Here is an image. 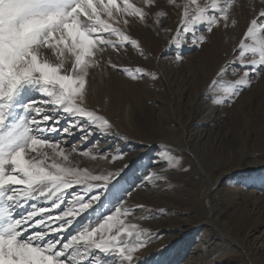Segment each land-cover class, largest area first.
Listing matches in <instances>:
<instances>
[{
  "label": "rangeland",
  "instance_id": "374dc122",
  "mask_svg": "<svg viewBox=\"0 0 264 264\" xmlns=\"http://www.w3.org/2000/svg\"><path fill=\"white\" fill-rule=\"evenodd\" d=\"M187 2L188 0H175V4H169L168 0H156L159 7L151 11L147 24L138 18L128 17L130 23L124 30L141 44L144 56L131 46H126L119 54L108 48L99 65L89 68L86 84L87 106L98 110L111 121L114 125L112 134L102 135L97 132L91 135L87 142H84L79 131H74L73 135L62 131L45 134V138L59 142L68 157V160L64 161L50 148H39V153H47L46 164L55 162L87 170L90 175L119 172L109 184L108 190L103 192L101 200L94 203L93 209L78 216L73 226L69 227V233L62 235V238H70L82 226L96 227L97 221L103 223L102 217L113 213L115 207L119 206V201L130 209H134L138 204L144 205L143 210L136 211L159 221L160 228L154 222L145 225L144 228L151 229V239L135 254V259H140L135 261V264H151L150 260L158 262L161 254L170 246L171 242L168 240L176 237L181 239L185 235H188L187 238L177 244L178 247L170 249L168 264H264V170L261 174L236 173L223 180L217 188L222 191L228 188L223 199L219 193L212 190L218 184L217 177L221 172L232 170L236 165L243 169L253 161L264 160V69L251 77V86L243 89L238 97L229 99L224 91L243 75L242 72L230 74L239 68L238 64L228 66L234 55L238 54L239 44L244 38L249 22L258 16L259 11L264 8V3L261 0H231L229 16L230 21H237L234 27L230 24L224 28L221 24L220 27L214 28L212 33H207L204 31V25H200V34L208 37L206 42L194 46L190 39H181V46L177 48L170 42L177 35L176 29L180 25L183 5ZM198 2L203 5L210 3V0ZM129 3L148 10L143 0H129ZM161 10L166 15L160 19L158 25L154 24L155 12ZM261 27H264V20L258 23V32ZM245 42L251 43L252 40ZM177 55H181L183 59L177 61ZM109 59L117 64L118 68H112L107 62ZM71 65L72 58H69L65 67L70 68ZM125 67L149 70L155 73L156 79L145 76L143 79L132 80L119 70ZM222 67H228L229 74L217 78V72ZM213 81L218 82L214 85ZM204 86L207 87L199 91ZM29 98L37 102L46 99L41 96L25 99ZM216 99H222L223 103H216ZM192 102L198 107L193 114ZM135 110L137 114L131 115ZM123 111L128 112V120ZM69 119L62 117L58 127L63 129L68 126ZM193 119L195 122H201V125L196 122L191 126ZM208 121L210 124L207 126ZM182 122L187 132L183 135L180 130ZM201 128L207 129L209 138L205 144L199 142L193 145L198 140L197 132ZM181 135L184 137L183 141ZM188 136H191L190 139H187ZM129 137L144 143L154 139L155 153L149 156L145 154L142 158L130 157L136 145L128 146ZM186 140H191L190 145L196 148L180 147ZM159 143L161 146L158 147ZM171 148L173 150H170ZM85 152L88 154L85 155ZM167 153L180 158L179 166L169 167L167 162L161 159V156ZM113 156L117 158L112 159ZM151 156L154 159H149ZM33 157L36 160L43 159L38 153L29 152L26 155V159ZM188 157H192L196 162L198 175L187 166L191 161ZM129 158L133 163L126 165ZM153 160L157 164L155 168H167V180L148 182L145 180L148 174H145L142 176L144 178L135 184V172H152L150 165ZM258 176L261 177L260 180L256 179ZM124 177L130 180L125 182ZM140 189H143L145 194L140 192ZM128 190L131 191V196L125 195ZM68 191V195L64 193L63 201L65 205H70L63 211L79 207L76 199L79 195H85L86 186L75 185ZM99 191L102 190L93 188L85 195V199ZM196 191H202L205 200L210 202L214 217L218 219L215 222L217 227L210 222L212 214L204 210L197 201ZM243 197L248 204V213L243 214L241 207L233 212L225 208L233 199L237 204ZM161 209L165 211L161 212ZM223 210L227 213H222ZM83 218L87 221L91 218L93 225H84L87 221H83ZM120 218L126 223L131 222L129 217ZM200 223H206L208 226L198 229ZM238 243L243 246L240 247ZM149 247L154 251L152 259L147 253L142 257ZM96 256L100 257L101 254L97 252ZM72 258L77 260L79 256L73 253ZM101 258L104 264H119L114 255Z\"/></svg>",
  "mask_w": 264,
  "mask_h": 264
},
{
  "label": "snow or ice",
  "instance_id": "6c2138e0",
  "mask_svg": "<svg viewBox=\"0 0 264 264\" xmlns=\"http://www.w3.org/2000/svg\"><path fill=\"white\" fill-rule=\"evenodd\" d=\"M168 2L175 4V0ZM143 3L148 10L129 0H0V264H74L73 253L79 256L75 264H104L101 257L106 255H114L119 264H135V254L150 242L151 229L120 218L134 215L144 205L130 209L119 201L113 213L102 217L103 223L97 221L98 226L82 227L63 239L74 219L93 209L119 172L90 175L87 170L55 162L46 164L47 153L38 152L47 147L68 160L60 143L45 138L46 133L62 131L73 135L79 131L83 140L97 132L112 134L111 121L87 106L88 70L99 65L108 48L119 54L131 46L144 56L141 44L124 30L130 23L128 17L147 24L151 11L159 7L156 0ZM231 7V0H210L203 5L198 0H188L183 5L177 35L170 43L177 48L181 39H190L194 46L203 44L208 37L200 34V25L207 33L221 24L224 28L230 24L234 27L237 21H230ZM165 15L162 10L156 11L153 23L158 25ZM261 20L264 8L249 22L238 54L228 66L239 65L231 75L243 73L224 89L229 99L251 86V77L264 69V27L257 31ZM248 39L252 42L246 43ZM69 58L72 65L66 68ZM182 59L181 55L176 56L177 61ZM107 62L118 68L111 59ZM228 67H222L217 78L229 74ZM119 70L132 80L145 76L156 79L155 73L140 67ZM31 91L46 99H25ZM215 102L222 104L223 100ZM62 117L70 118L63 129L58 127ZM29 152L38 153L43 159H26ZM161 159L169 167L180 164V158L171 153L163 154ZM145 180L166 181L167 177L152 171ZM75 185H85V195L93 188L102 191L88 199L79 195L78 208L53 214L64 203V193ZM125 195L131 196V191ZM41 198L48 202V207L32 204L31 210L17 211L29 201Z\"/></svg>",
  "mask_w": 264,
  "mask_h": 264
},
{
  "label": "bare ground",
  "instance_id": "6f19581e",
  "mask_svg": "<svg viewBox=\"0 0 264 264\" xmlns=\"http://www.w3.org/2000/svg\"><path fill=\"white\" fill-rule=\"evenodd\" d=\"M98 56H99V54H98ZM207 86H204L203 88H201L199 91H203V89H205ZM90 89V93L92 92V88L90 87L89 88ZM202 93V92H201ZM201 93H199V94H201ZM32 96H41V97H44V96H42L40 93H38V92H36V91H31V92H28V93H26V95H25V98H28V97H32ZM196 97V96H195ZM197 108L198 107H196L195 106V104H194V102H192V105H191V109L193 110L192 111V114L193 113H195V111L197 110ZM202 111V110H201ZM123 114L125 115V116H127V120H128V112H124L123 111ZM132 114H137V111L135 110L133 113H131V115ZM197 115V114H196ZM200 115V114H199ZM211 115V114H210ZM216 115V114H215ZM190 116V115H189ZM131 118H132V116H131ZM200 118V117H199ZM202 118V117H201ZM203 119V118H202ZM220 119V118H219ZM214 120V119H213ZM159 121H161L160 119H159ZM164 121V120H163ZM162 121V122H163ZM211 121V120H210ZM161 122V123H162ZM197 122V121H196ZM196 122H195V119H193L192 120V123H190L191 124V126H194L195 124H196ZM209 122V121H208ZM212 122V121H211ZM214 122V121H213ZM128 123H129V121H128ZM128 123H125L126 125L128 124ZM165 123V122H164ZM206 123V122H205ZM197 124L199 125H201V122H197ZM203 124V123H202ZM210 124V122L209 123H207V126ZM125 125V126H126ZM166 125V124H165ZM168 125H170V123L168 124ZM197 125V126H198ZM204 125V124H203ZM212 125V124H211ZM210 125V126H211ZM167 126V125H166ZM187 127V126H186ZM203 127V126H202ZM185 126H184V122H182L181 123V125H180V130H181V132H182V135H183V133H185L186 131H185ZM188 128V127H187ZM200 128V127H199ZM125 129V128H124ZM126 130V129H125ZM264 130V129H263ZM128 131V130H127ZM171 131V130H170ZM189 131H191V130H189ZM124 132H126V131H124ZM210 132V131H209ZM116 133H118V132H116ZM128 133V132H127ZM187 133V132H186ZM152 134V133H151ZM192 134H194V133H192ZM204 134V135H203ZM207 134H210V133H207V129L206 128H201L200 130H198V132H197V135H199V137H197L196 139H198L197 141H196V143L195 144H193V145H197V143H199V142H201L202 144H205L206 143V141L208 140V138H209V136H207ZM129 135V134H128ZM181 135V136H182ZM184 136H186V135H184ZM154 137V136H153ZM157 137H158V135H157ZM190 137L191 136H188L187 137V139L189 138L190 139ZM193 137H195V136H193ZM151 138V137H150ZM155 138V137H154ZM160 138V137H159ZM183 136H182V139H181V141H183ZM161 139V138H160ZM128 146H132V145H136V149H132V150H134L133 152L134 153H131L130 155H132V156H130V157H133V156H136L137 158H142L141 156H143V155H151V153H155V149H156V147H155V145H154V139L153 140H151V141H149V142H146V143H144V142H141V141H137V140H134V139H132L131 137H129L128 138ZM158 140V139H157ZM147 141V140H146ZM84 142H87V140H84ZM195 142V141H194ZM190 143H191V140H186L184 143L182 142V144H181V146L180 147H182L183 149H187V148H191V147H193V148H196V146H193V145H190ZM159 146H161V144L159 143V145H158V147ZM167 146V145H166ZM152 150V151H151ZM164 150V149H163ZM170 150H173L172 148L170 149ZM158 151V150H157ZM244 151V150H243ZM241 152H242V150H241ZM130 153V152H129ZM242 153H244V152H242ZM196 154V156L198 157V152H196L195 153ZM153 156V155H152ZM151 156V158H149V159H154L153 157ZM184 156H186L185 154H184ZM244 157V156H243ZM191 161L190 162H188V164H187V166L189 167V168H191L192 169V171L193 172H195V174L196 175H198V168H197V164H196V162L192 159V157H188ZM199 158V157H198ZM127 162H126V165H127V163H129L130 162V158L128 159V160H126ZM154 161V160H153ZM132 163H133V161H131ZM130 162V163H131ZM240 162L238 161V164H239ZM126 165H125V167H126ZM155 165H157L156 163H155V161L154 162H152V165H150V166H152V169H151V171H156V172H158V173H160V174H162V175H166V172H167V168L164 166V167H161V168H155L154 166ZM237 167L236 168H234V169H232V170H225V171H223V172H221L219 175H218V177H217V185L216 186H214L213 187V191L215 192V193H219L220 194V196L222 197V199H223V197H224V195H225V193H226V191L228 190V188H226V189H224L223 191L222 190H217V188L220 186V184L223 182V180H225L226 178H229L232 174H236V173H238V174H241V175H246V173H252V174H261L262 172H263V170H264V160L263 161H260V160H256V161H253L249 166H247L246 168H241L240 167V165H236ZM128 169V168H127ZM146 171V170H145ZM150 171V170H149ZM150 172H142L141 173V171L140 170H137L136 172H135V179L136 180H134L136 183L135 184H137V182H139V181H141V178H144V177H142L143 175H147V174H149ZM172 173V172H171ZM131 175V174H130ZM129 175V176H130ZM261 176V175H260ZM260 176H258L256 179L257 180H260L261 179V177ZM132 177V176H131ZM124 179H125V182L126 181H128V179L129 178H126V177H124ZM133 179V178H132ZM130 180V179H129ZM134 184V185H135ZM178 184V183H177ZM133 185V184H132ZM130 186V185H129ZM133 187V186H132ZM142 187H144V185L142 186ZM141 187V188H142ZM131 188V187H130ZM130 188H129V190H130ZM132 189V188H131ZM144 189V188H143ZM141 190L140 189V192H142L143 191V193H144V190ZM128 190V191H129ZM149 190V189H148ZM67 195L69 194V191L67 190L66 192H65ZM145 194V193H144ZM71 197H72V195H70ZM196 196H197V201H199L200 203H201V205H202V207H203V209L204 210H208V212H209V214H212L211 215V217H212V220L210 221V222H212L213 223V226L215 225V227H217V225H216V220H218L217 218H215L214 217V212H213V210H212V206L210 205V202H207L206 200H205V195H204V193L202 192V191H196ZM195 196V197H196ZM219 196V197H220ZM64 198V197H63ZM226 200V199H225ZM229 201V200H228ZM208 203V204H207ZM224 203V202H223ZM32 204H35L37 207H48L49 205H48V202L47 201H45L44 199H36V200H31V201H29L28 202V204H26L22 209H18L17 211L18 212H26V210L28 211V210H31V205ZM70 204L69 203H67L66 205H65V203H63L62 204V206H61V208L60 209H56V210H54L53 211V214H56L57 212H62L63 210H65V209H67V207L69 206ZM241 207V209H242V213L244 214V213H248V204H247V202H246V198L245 197H243L242 198V200L240 201V202H237V204H235L234 203V199L230 202V204L227 206V207H225V208H228L227 210H231L232 212L236 209V208H240ZM228 211V212H229ZM224 212H226L227 213V211H225V210H223V212L222 213H224ZM225 213V214H226ZM220 215H222V214H220ZM210 216V215H209ZM224 216V215H223ZM80 217V216H79ZM141 217H148L147 219H141ZM217 217V216H216ZM77 218V217H76ZM74 219V221L75 220H77V219ZM219 218V217H218ZM86 220V218H83V221H85ZM129 219L131 220V222L130 223H138L139 225H141L142 227H146L147 226V224L148 223H152V222H154V224H156L157 226H158V228H160V226H159V224H158V220H156V219H153L152 217H149V216H147V215H145V213H143V212H141V211H136L135 213H134V215H132V216H129ZM79 220V219H78ZM73 221V222H74ZM81 221V220H80ZM83 221L82 222H80L79 223V225L81 224V223H83ZM87 221V220H86ZM129 223V222H128ZM76 225L77 226H79L78 225V223L76 222ZM84 225H86V226H91V225H93V220L91 221V218L89 219L88 218V221L86 222V224H84ZM146 225V226H145ZM73 226V225H72ZM206 226H208L206 223H200L197 227H198V229L199 228H201V227H206ZM82 227H85V226H82ZM169 228H171V227H169ZM220 228V227H219ZM212 230V229H211ZM210 230V231H211ZM223 230V229H222ZM221 230V231H222ZM224 232V231H223ZM69 233V228H68V230L67 231H65L64 233H63V235L64 236H66L67 234ZM167 234H169L170 233V231L169 232H166ZM187 236L188 235H185L184 237H182L181 239H176V238H174V239H169L168 240V242L170 241L171 243H170V246H168V248H167V251H165L163 254H161V257H160V259L159 260H157L158 262H154L153 260H150L149 261V263H151V264H168V258H169V255H170V249L172 248V247H174V246H177V244H179L181 241H184L186 238H187ZM134 239V238H133ZM231 239V238H230ZM244 241H246V240H244ZM243 241V242H244ZM133 242H135V240H133ZM233 242V241H232ZM247 242V241H246ZM233 243H235V244H237L236 243V241H234ZM262 243H264V234H263V236H262ZM239 245H240V247H242L243 245L241 244V243H238ZM247 246V245H246ZM151 247V246H150ZM149 247V250H147V252H144L143 254H142V257L143 256H145L146 254L145 253H147V255H149L150 256V259H152V257L154 256V251L152 250V248H150ZM178 247V246H177ZM245 248V247H244ZM242 251V250H241ZM247 251V250H246ZM243 252H244V250H243ZM246 254L248 255V253L246 252ZM113 256V255H112ZM249 257V259L250 260H252L251 259V256L249 255L248 256ZM77 260H79V259H77ZM76 259H74L73 261H74V264H75V262L77 261ZM138 260H140L139 259V257H137V259H135V261H138Z\"/></svg>",
  "mask_w": 264,
  "mask_h": 264
}]
</instances>
